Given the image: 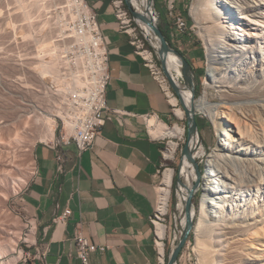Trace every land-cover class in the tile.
Masks as SVG:
<instances>
[{"label": "bare ground", "instance_id": "1", "mask_svg": "<svg viewBox=\"0 0 264 264\" xmlns=\"http://www.w3.org/2000/svg\"><path fill=\"white\" fill-rule=\"evenodd\" d=\"M44 1L49 2L47 13L58 19V8L61 7L59 10H64L62 8L64 3L67 4L70 0ZM109 1L113 6L114 14L119 15L120 29L128 34L130 42L143 57L152 76L161 86L172 113L178 118L172 126H169V123L158 121L155 116L147 120L150 134L164 137V146L161 149L162 179L156 187V201L150 216H168L173 170L165 167V161L172 159L176 149V144L169 138L183 134V128L178 125V121L186 111L177 106L178 99L170 89L163 70L153 59L151 50L144 48L142 39L136 28L132 26L131 13L125 0ZM130 1L138 13L151 17L150 8L154 0ZM192 13L198 17L196 22L207 48L209 70L207 82L209 86L216 87L217 95L223 103L219 105L209 100L210 93L205 91L197 99L195 105L196 110L198 109L213 120L215 129L220 136H223L222 141L208 152L206 159L208 170L203 174L204 183L201 187L197 220L194 223L196 264H264V130L261 131L262 134L257 131L253 133L251 127L237 117V114H242V112L252 114L260 108L264 110V104L259 103L264 101V0H196ZM134 20L158 53L161 48L160 37L147 33L144 27L145 20L138 17ZM20 30L22 29L19 28L18 33ZM53 38L58 43L57 45H60L56 55L58 60L61 43L54 35ZM53 54H43L41 62L36 64V72L40 78L49 77L58 80V68L55 69ZM163 60L175 71L173 74L165 66L178 88L185 109L189 112L194 111L192 86L185 85L180 80L183 69L186 67L183 60L171 49L165 52ZM24 79L22 76H15L10 80L19 84L25 81ZM44 86L45 83L42 86H31L30 89L40 98L36 101L38 105L49 106L48 102L45 104L44 95H39ZM189 98L190 102L187 106L185 100ZM42 101H44L43 104H41ZM226 103L229 104L226 105ZM51 110L54 116L55 112L52 108ZM257 112L254 114H258ZM223 117L230 120L232 126L229 123L225 126L221 120ZM42 121L44 131L39 136L41 141L52 139L57 120L43 116ZM189 139L184 154L182 173L184 178L177 188L176 204L179 207L183 203L186 205L188 198H192L196 192L195 184L191 191L190 184H185V175L189 172L191 159L194 158L193 153L202 154L204 152L202 141L196 131L192 132ZM8 163L0 159L2 172L7 173L12 170L8 168L10 165ZM195 212L191 202L189 214L192 221ZM181 224L183 227L186 225V215L182 218ZM252 240L259 243L255 250H259L260 254L244 252L245 241ZM232 243L233 245H230ZM6 251L7 248L0 245V255H4ZM21 253L20 251V256Z\"/></svg>", "mask_w": 264, "mask_h": 264}, {"label": "crops", "instance_id": "2", "mask_svg": "<svg viewBox=\"0 0 264 264\" xmlns=\"http://www.w3.org/2000/svg\"><path fill=\"white\" fill-rule=\"evenodd\" d=\"M87 1L107 41V105L124 113L113 114L93 147L80 155L74 143L64 145L59 178L50 143L40 141L34 146L35 171L20 203L35 220L36 244L43 253L29 261L80 264L73 235L81 230L90 242L105 246L90 254V264H154L149 216L162 179L164 137L150 134L143 116L157 115L171 123V106L128 34L119 29L111 2ZM159 11L162 18L163 11ZM162 28L171 35L169 27ZM66 208L71 210L66 221L54 222L53 217Z\"/></svg>", "mask_w": 264, "mask_h": 264}, {"label": "rangeland", "instance_id": "3", "mask_svg": "<svg viewBox=\"0 0 264 264\" xmlns=\"http://www.w3.org/2000/svg\"><path fill=\"white\" fill-rule=\"evenodd\" d=\"M42 2L43 0H0V159L4 160L5 163L9 162L8 168L12 169L7 173L0 170V245L7 248L5 254L0 255V262L2 261V264H13L20 256V251L31 252L35 247L32 244L36 240L34 239L36 229L34 228V224H32L33 221L29 218L31 217L30 214L21 206L20 196L35 171L33 148L37 143H40L41 139L39 136L44 131L42 117L46 116L54 120V116L49 106H41L36 103L40 98L30 87L36 85L42 86L50 80L49 77L40 78L35 66L38 62H41L43 54L54 53L53 62L57 70L56 55L60 46L57 45L58 43L53 38V35L55 37L56 33L54 25L56 18H54V15L47 13L49 7L47 3L49 2L44 1L43 5ZM130 3L135 8L131 1ZM195 3L196 0H174V6L170 8L168 0H154L152 15L150 17L153 22L157 21L156 26L158 28L163 25L169 27L171 35L169 36L170 40L169 38L168 40L166 39L167 44L174 50L177 49L187 61V66L185 67L186 77L182 75L180 80L183 84H190L192 86V93L194 95L192 106L197 124L195 131L198 133L204 148L202 154L193 153L194 158L191 159L189 172L185 175V184H190V191L194 188V184H196V192L191 198L194 212L195 210L196 212L187 239L178 254L176 264H196L197 252L195 251L194 223L197 220L196 214L201 197V187L204 183L203 174L208 170L206 159L208 152L212 151L223 139V136H220L217 129H215L213 120L195 108L197 99L205 91H208V94L210 93L209 100L223 105L217 95L216 87L209 86L207 82V73L209 72L207 48L201 35L200 27L196 22L198 17L192 13V7ZM159 10L163 11L162 18ZM178 14L186 22V28L183 30L178 29L175 24V16ZM9 17L10 19H8ZM131 17L132 26L136 28L139 37L144 43V48L151 50L153 59L162 69L161 60L158 53H156V49L151 46L149 39L143 35L132 13ZM146 22L144 27L147 33L156 37L157 35L154 33L153 28ZM19 28L23 32L20 30V33H18ZM15 30L17 31L15 32ZM165 66L174 74V69L168 67L167 64ZM15 76H22L25 78V81L19 84L12 82L11 80ZM170 89L178 99L177 106L185 111V106L180 95L171 86ZM39 95H42V93L39 92ZM189 102L190 98L185 100L187 106ZM43 103L44 101L41 104ZM259 103L264 104V101ZM45 104H47L46 99ZM228 104L226 103V105ZM225 107L221 108L225 110ZM260 109L255 110V112L258 111L257 116L254 114L255 112L252 113L253 115L248 112H242V114H237V117L244 120L251 127L250 129L253 133L257 131L262 134L263 132L261 131L264 130V110ZM181 117L178 125L183 128V134L179 137L169 138L170 141L176 144V149L172 159L165 161V167L173 170L168 222L172 237L174 232L176 234V241L173 245L169 240V254L172 250L171 247L178 243L185 229V226L183 227L181 224L182 218L185 215V203L180 207L177 206V188L182 178H184V174H182L185 154L184 147L188 146L192 133L188 134L186 113ZM177 119L176 115L171 111L169 119L171 123L168 125L172 126V123H175ZM221 120H223L225 126L227 123L232 126V122L227 118L223 117ZM55 130L54 137H59L61 128L59 127ZM43 142L51 143V140L45 139ZM197 167L200 169V175H197ZM252 241H245L246 243L243 246L245 248L244 252L246 251L249 254L255 253L254 255L260 254L259 250H255V247L259 243L256 240ZM27 244H29V247L26 246ZM230 245H233V243ZM14 256L16 257L14 258Z\"/></svg>", "mask_w": 264, "mask_h": 264}, {"label": "built area", "instance_id": "4", "mask_svg": "<svg viewBox=\"0 0 264 264\" xmlns=\"http://www.w3.org/2000/svg\"><path fill=\"white\" fill-rule=\"evenodd\" d=\"M173 3L174 0H168L170 8H173ZM60 8L59 17L54 22L55 38L61 43L57 60L58 80L50 78L41 90L48 105L55 112L56 130L61 128L60 136L50 143L55 150L57 178L65 161L64 145L74 143L77 154L80 155L93 147L103 125L113 114L124 113L121 110H112L107 105L109 52L96 11L87 0H70L69 3H64V10H59ZM114 16L119 27V15ZM175 24L180 30L186 28V22L179 14L175 16ZM152 116L146 114L143 119L147 122ZM155 118L164 122L157 115ZM70 213L71 210L66 208L56 214L53 221L65 222ZM29 218L35 224L33 217ZM149 222L155 246L154 264H167L169 240L173 245L176 234L174 232L173 237L170 234L168 216H149ZM73 240L80 264H90L91 253L105 250V246L90 242L81 230L75 231ZM32 245L35 246L33 255L22 251L20 258L13 264H32L29 260L39 259L43 252L37 246L36 240ZM26 246L29 247V244Z\"/></svg>", "mask_w": 264, "mask_h": 264}, {"label": "water", "instance_id": "5", "mask_svg": "<svg viewBox=\"0 0 264 264\" xmlns=\"http://www.w3.org/2000/svg\"><path fill=\"white\" fill-rule=\"evenodd\" d=\"M125 3L127 5V7L129 8V10L131 11L132 15L135 17H138V18H141L142 20H145L149 23V25L154 29L155 33L160 37V40H161V48L159 49L158 51V55H159V58L161 60V66H162V69H163V72L165 73L167 79H168V82L170 84V86L173 88V90L179 94L178 92V88L177 86L175 85L173 79L171 78V76L168 74L166 68H165V63H164V60H163V56L165 54V52L168 50V49H171L172 51H174L176 54L179 55V57L183 60L184 62V65L187 66V61L183 58V56L177 51V50H174L173 48H171L168 44H167V40L163 34V32L161 31L160 28H158L154 22L152 21V19L147 15H143L141 13H138L131 5L130 1L129 0H125ZM186 69L184 68L183 69V75L184 77H186ZM186 111V116H187V123H188V134L192 133L193 131H195L197 129V124L195 122V112L194 111H188L187 109H185ZM187 150V146L184 147V151L186 152ZM197 175H200V169L197 167ZM195 188H196V184H195ZM190 205H191V197L188 198L187 202H186V205H185V215H186V225H185V229H184V232L181 236V238L179 239L178 243L173 247V249L171 250L169 256H168V260H167V264H173V263H176V260H177V257H178V254L182 248V246L184 245L186 239H187V235L192 227V219L190 217V214H189V208H190Z\"/></svg>", "mask_w": 264, "mask_h": 264}, {"label": "trees", "instance_id": "6", "mask_svg": "<svg viewBox=\"0 0 264 264\" xmlns=\"http://www.w3.org/2000/svg\"><path fill=\"white\" fill-rule=\"evenodd\" d=\"M150 10H151V12H152V5H151ZM154 24L157 25V21H156V20L154 21ZM160 29H161V31L163 32L165 38L168 40L169 36L166 34V32H165V30L162 28V26L160 27ZM153 30H154V29H153ZM154 33H155V31H154ZM155 34H156V33H155ZM156 35H157V34H156ZM157 36H158V35H157ZM175 50H177V49H175ZM177 51H178V50H177ZM178 52H179V51H178ZM179 53H180V52H179Z\"/></svg>", "mask_w": 264, "mask_h": 264}]
</instances>
